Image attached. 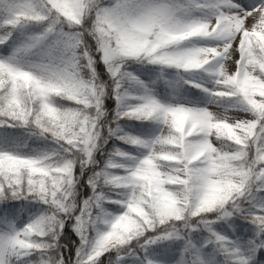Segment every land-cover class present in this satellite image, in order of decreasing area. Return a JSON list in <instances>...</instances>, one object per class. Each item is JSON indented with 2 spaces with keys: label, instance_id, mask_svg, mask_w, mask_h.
<instances>
[{
  "label": "snow or ice",
  "instance_id": "6c2138e0",
  "mask_svg": "<svg viewBox=\"0 0 264 264\" xmlns=\"http://www.w3.org/2000/svg\"><path fill=\"white\" fill-rule=\"evenodd\" d=\"M0 264H264V0H0Z\"/></svg>",
  "mask_w": 264,
  "mask_h": 264
},
{
  "label": "rangeland",
  "instance_id": "374dc122",
  "mask_svg": "<svg viewBox=\"0 0 264 264\" xmlns=\"http://www.w3.org/2000/svg\"><path fill=\"white\" fill-rule=\"evenodd\" d=\"M151 69L153 72L155 71L153 66H146V67H141L140 68H134L132 71L134 72H139V71H147ZM169 73H173L172 75H174V71H170ZM142 79H147V77L142 76ZM205 80H208V77L205 76L204 77ZM168 81H171L172 83L169 84H160L157 88H156V92L159 95V98L167 101L170 100L173 95L180 99L181 102H192L194 104L203 106L204 104L207 103L209 97L201 92L198 89H190L187 88V86L184 87H177L174 83L175 80H170V78L166 77L165 78ZM208 88L212 87V84L210 82L206 83L205 85ZM133 94H138L135 91L133 92ZM210 107H213L210 105ZM213 110H215V108H213ZM126 130H128L129 132L132 133H136V134H143L145 133V131L147 129H155L157 127L156 124L152 123H148V122H139V121H135V120H128V121H123L121 123Z\"/></svg>",
  "mask_w": 264,
  "mask_h": 264
},
{
  "label": "trees",
  "instance_id": "16d2710c",
  "mask_svg": "<svg viewBox=\"0 0 264 264\" xmlns=\"http://www.w3.org/2000/svg\"><path fill=\"white\" fill-rule=\"evenodd\" d=\"M141 65H139V64H132L131 65V70H133L134 68L136 69V68H140L141 69ZM168 72H170V71H174L173 69H168L167 70ZM168 78H170V80H175L176 79V77L175 76H173V75H171V76H168ZM106 104H110V106L112 107V108H114L115 107V101H106L105 102ZM123 121H121L120 123H122ZM118 144H119V142H117ZM112 144V141H109V143H108V145H106V147H108V146H110ZM73 237H74V234H73ZM78 242V241H77Z\"/></svg>",
  "mask_w": 264,
  "mask_h": 264
}]
</instances>
